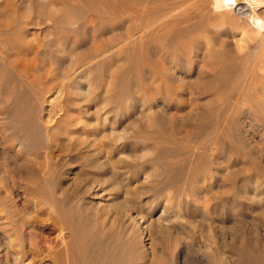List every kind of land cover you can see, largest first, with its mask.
<instances>
[{
	"label": "bare ground",
	"instance_id": "1",
	"mask_svg": "<svg viewBox=\"0 0 264 264\" xmlns=\"http://www.w3.org/2000/svg\"><path fill=\"white\" fill-rule=\"evenodd\" d=\"M17 1L0 0V63H6L20 72L18 74L22 77L18 85L26 83L34 90H32L30 100L24 99L25 102L22 104L27 103L25 108H20L23 99H21V91L11 90L7 86L1 89L2 94L11 100L14 99V104L10 106L9 111L4 110L0 104V134H4L5 128L1 126V123L5 117H10L11 123L7 130L13 132L11 138L8 136L9 132L5 135L10 138L6 144L7 142L36 143L40 132L44 134V140H46L44 151L46 152L37 158L41 161L38 166L45 185L55 186L60 180L57 173H47L42 169L52 159V153L56 148L65 152L64 137L69 138L70 142V147L65 149L69 148L71 153L77 154L78 162L84 161V167H87L89 171L87 175L90 177H93L91 174L94 171H105V167L111 165L106 179L95 177L94 180L100 183L92 180L91 187H79L80 189L76 190L77 194L72 195L83 198L97 189L94 191V197L100 196L108 191L105 185L110 182L109 180H114L113 142L112 145L107 141L106 147L101 149L103 144L99 150H94L97 148H94L96 144H93L100 137L104 140L108 139L109 135L107 131L104 132L105 125L102 123L108 119L109 114H114V93L104 97L103 94L93 96L90 92L91 96L81 101L73 100L69 96L70 93L66 91V82L72 79L71 76L77 75L79 68L86 65L89 60L96 61L103 56L110 57V61L112 60L114 33L118 32L116 28L114 29V15L117 17L115 20L118 22L115 24L117 28L121 29L120 27L128 24L125 30L127 37L123 34L118 35L120 38L124 36L125 39L126 37L125 42L130 45L128 54L130 53L132 57V68L147 70L149 74L151 72L154 74L152 80L155 82H179V85L181 83V87L177 85L179 88L183 86L191 88L190 96L198 107L197 109L195 107L194 117L201 122L192 133V135H197L199 142L191 145L195 147L194 149L197 148L196 150L204 148L208 151L207 153L206 150H200L205 153L192 151L195 158L196 154L198 157L187 185L184 187L185 191L193 197V215L197 219L201 218L196 220V223H199L196 228L199 229L194 230L198 231L196 232L198 234L190 231L196 235L197 239L196 237L191 238L194 240L188 242L184 238L192 224L171 225V220L161 217L151 221L148 225L135 229L132 224V226L127 225L131 227H126L123 223L121 225L124 229L115 234L114 221L116 219L114 220V217L116 216H113L110 210L111 207L115 208L114 201L107 205L102 203L104 204L102 206L101 203L87 202L86 205L97 206L96 208L90 207L92 214L87 213L89 215L87 217L82 213L83 208L72 213L70 208L67 211L66 205L60 203L54 206L58 211V218L71 227L73 235L71 238L57 236L45 240L41 245L37 230L25 222L22 213L13 204L12 198L11 201L6 202L7 197L0 196V264H264V240H261L259 236L252 238L248 234L250 227H244L247 224V222L245 224L246 219L241 220V227L233 231L232 241L228 242L223 238L224 240L218 242L214 239L215 234L213 235L214 221L206 217L212 207L220 214L238 210L239 204L237 203L244 198L252 210L254 208L258 211L257 226L264 230V198L259 201L249 198L250 192L258 191L264 179L255 180L251 177L253 180L244 183L243 178L241 179L242 170L232 166L226 170L222 169L221 181L225 185L220 195H212L211 198L205 199L194 187L188 186L200 179L202 170L208 166L209 156L210 159L216 161L215 149L210 146L211 144L210 147L202 145L205 143L202 140L220 142L223 145L222 148L227 150L231 147L244 150L246 144L243 137L241 138L238 134L242 132L241 122L249 120L258 123L260 125L258 127L264 128V0H232V2L228 0H187L188 5H185L183 0L185 6L173 5L174 7L167 9L159 5L160 0H131L135 3L128 0H76L77 6L61 4L62 7L57 9L56 5L57 11L55 12L52 9L55 3L52 4L50 0L45 3L25 0L26 3L23 4ZM162 4L165 5V3ZM74 12L84 14L72 18L70 14ZM48 21L51 23L41 31L43 37L28 34L34 27L38 28L36 26L40 25L43 27L42 24ZM108 23L111 27L106 28ZM89 29L95 34L93 42L90 43L91 47L88 51L79 52L82 45L85 47L86 44V40H80L81 36L85 35ZM107 34H110V37H107ZM52 35L58 38L51 39ZM70 52L73 53L75 59L72 57L71 63L67 64L69 54L72 55ZM168 64V69H165ZM169 68L176 74L178 73L179 77L176 74L173 76V73L166 77L165 74L170 72ZM111 80L114 85V77H111ZM152 80L150 84H153ZM146 83L149 81L144 84ZM98 89L100 92L103 90L102 84ZM53 92L57 94L56 97L52 96ZM123 99L124 94H120L117 98L118 104L122 103ZM45 104L50 107V110H45ZM62 104H67L60 110L63 115L66 112L70 114L72 112L75 116L70 117L69 115L64 118L61 115L58 118L59 112L56 108ZM8 114L9 116H6ZM102 115L104 121H101ZM110 119L113 118L110 117ZM225 121H230L236 126L237 137L240 138L237 142L239 147L226 141L228 132L224 128L223 122ZM79 130L81 132L85 130V132L77 134L78 138H74L75 132ZM218 131L219 133L224 132L223 135L221 136ZM170 134L165 136L168 144L171 141L174 142ZM174 143V149H170V152L174 157H178L180 148L184 144ZM17 145L19 147L18 143ZM7 146L9 147L10 144ZM102 156H106L108 163L103 164ZM181 173L182 170L166 173V178H168L166 180L171 184L169 189L173 192L181 191L177 180V176ZM31 190L40 199L45 197L48 199L49 195H54L49 190L46 192L40 189L37 185ZM261 190L258 193L260 195L263 194ZM57 196L59 197L58 194ZM211 201H215L216 204L211 205ZM65 202L68 200L66 199ZM83 202L85 203L84 199ZM73 205L70 207L74 208ZM245 205L244 209L247 207ZM4 208L7 211L6 216L2 215L1 209ZM86 208H84V213L89 210ZM173 208V206L166 207L164 211L167 213ZM212 212L209 213V217ZM72 216H76V219H72ZM6 220L10 222L7 225ZM256 220L253 219V221ZM252 225V228L256 227V222ZM192 233L188 235L189 238ZM145 236L151 240L150 248L152 249L150 250L152 251L149 254L143 246ZM114 238H116L115 242Z\"/></svg>",
	"mask_w": 264,
	"mask_h": 264
},
{
	"label": "rangeland",
	"instance_id": "2",
	"mask_svg": "<svg viewBox=\"0 0 264 264\" xmlns=\"http://www.w3.org/2000/svg\"><path fill=\"white\" fill-rule=\"evenodd\" d=\"M75 1L76 0H50L52 4L55 3V5L52 6L54 12L55 10L57 11L58 8L62 7L63 4L77 6L78 3H76ZM128 1H130L131 3H135L131 0ZM161 1L162 0L158 2L159 5L165 6L166 9L174 7L173 5H175L176 7H178L177 5H181L180 7H182L184 4L188 5L187 0H184V4L182 2L183 0H167L166 2L165 0L162 2ZM20 2H22V4L26 3L25 0L17 1V3L21 4ZM37 2L45 3L48 2V0H37ZM162 3H165V5ZM56 5L57 9H55ZM74 14H70L72 15V18L79 17L84 13L78 12V15L76 12H74ZM115 20H117V17L114 15V29L116 28L118 32L114 33V51L112 52V60L110 61V57L107 58L106 56H103L102 58L97 59L96 61L89 60L86 65H83L84 67L82 66L81 68H79V70L77 71V75H73V77L71 76L72 79L66 82V91L68 92V94L70 93L69 96L73 100L82 101L91 95L94 96L96 94H103V96L105 97L114 93V114H109V120L107 119L108 121L106 120V123H102V125H105L104 132L107 131L106 133L109 135V140H104V138L100 137L96 141L93 140L94 143L92 141L93 144H96V147L94 146V148H97L94 150H99V147L101 148L103 144L105 146L103 145L101 149H104L103 147H106V143H108L107 141H109L110 144H112V142L114 144H112L114 146V180H109L110 182L105 185V187H108V191L104 192L105 194L94 197V191H97L96 189L91 194H89V196L86 195L83 198L81 196L72 195L77 194L76 190L80 189L81 187H91L93 181H95V177L100 179H106V177H108L106 176L107 171L111 169V165L107 166L108 169L107 167H105V171H94V173L91 174L94 178L90 177L89 175H87L89 171H87V167H84V161L78 162V155H74L73 152L71 153L69 148L65 149L66 147H70V142L68 140L69 138L66 139L64 137L63 139L65 140L63 143L66 142L64 147L65 152H63V150L61 151V149L59 148H56L57 150L55 149V152L52 153V159H50V161L45 164V169H42L44 172L47 171V173H57L60 180L55 186L53 184L45 185L44 180L41 179L42 175H40V167L38 166L41 161H38L37 158L45 154L46 152L44 151V143H46V140H44V134L40 132L41 135L39 134V138L36 143L26 142L25 144H21L19 142H7V144H10V146L8 147L6 141H9V139L13 136V132L11 130L10 132L9 130H7V127L11 123L10 117H5V120H3V122L1 123V126L5 129L4 134H0V196H6V202L9 200L11 201L12 198L13 204L17 206V209L22 213V218L25 219V222L30 225V227H33L37 230L40 236L39 242L41 245L45 242V240L53 239L57 236L62 238H71L73 235L71 227H69V225H67L58 218V211L54 208V206L60 203L66 205L65 207L67 208V211L70 208V211H72V213H74L76 210H80L83 208L82 213L87 217L89 216L88 214H92V211H90V207H97L96 205L93 206V204L92 206L90 204H87V207V202H94V204H96V202L99 204L101 203L102 206L104 204L107 205L108 203L114 201L115 208L111 207L110 210H112L111 213L113 214V216H116L114 217V220L116 219V221L118 222L116 223V221H114L115 234H118L119 231L124 229L122 226L123 223H125L124 225L126 227H131L133 225L135 229L141 228L143 227V225H148L151 221L158 220L160 219V217L163 219L171 220V225H187L186 223L192 224L191 227L189 226L190 228H188V234L184 236V238L188 240V242L194 240L191 238H195L198 234L196 233L198 231L194 230L199 229L198 227L196 228V225L198 226L199 224L196 223V220H199L201 218L197 219L193 215V197L190 196L187 191H185L184 187H186L187 182L190 178V174L191 172H193V168L195 167L194 165H196L198 157V154L196 153H205V151L201 152L200 150H206L207 153L208 149L199 148L198 150H196L197 148L194 149L195 147L192 146L196 145V143L199 142L197 135H192L193 130L199 123L201 124V122L197 120L196 117H194L196 115V109L198 107H196L192 96H190V91L192 90H190L191 88L186 86H183L184 89L179 88V86L181 85V83L179 85V82H177L178 84L172 81H164L159 83L155 82L152 80L154 79V74H151V72L149 74L147 70L132 68V57L130 53L128 54L130 45L128 44V42H125V39L127 37V33L125 30L128 24L126 25L124 23V27H120L121 29H119L117 28V25H115L116 23L118 24V22H115ZM108 22L110 23L111 21L109 20ZM49 23H51V21L45 23L46 25L42 24L43 27H41V25L36 26L38 28L34 27L33 30H31V32L28 34H33L36 36L40 35V37H43L41 31L43 29H46L44 27L49 25ZM109 23L107 24L106 28L111 27V24L109 25ZM123 28L125 29L122 30ZM118 34L125 35V39L124 36L120 38ZM94 35L95 34L92 32V30L89 29L86 31L85 35L81 36L80 40H86V44L85 47L82 45V47L79 49V52L83 53L89 50V47H91L90 43H92L94 40ZM107 37H110V34H107ZM50 38L57 39L58 36L52 35L50 36ZM71 54L72 55L69 54L70 57L68 56L69 59L67 60H69V63L67 61V64L71 63L72 57L74 58L73 53ZM1 64V68H3H0V104H2L1 107L3 106L2 108L4 110L9 111L10 106L14 104V99L11 100V98L7 97L1 92V89L4 86H7L11 90L17 89L18 91H21V99H23L21 100L20 108H25V104L27 103H22H24L27 99L30 100V98L32 97V90H34L33 87L27 85L26 83L18 85V83L21 82L20 77H22V75H19L20 72H18V70H15L13 67L9 66L6 63H0V66ZM167 66L169 67V64L165 66V69H168ZM172 73L173 76H175L176 72L171 71L170 69V72L166 73L165 75L166 77H168ZM176 75L179 77L178 73ZM145 76L147 79L145 78ZM111 77H114V85L112 83ZM151 80L153 84H150ZM148 81L149 83L144 84ZM96 82L98 83V85ZM111 83L113 87H111ZM101 84L103 90L100 92V89L98 88L99 85L101 86ZM90 92L91 95L89 94ZM120 94H124V99L122 103L118 104L119 102L117 101V98ZM54 95L55 97L57 96V94L53 92L52 96L54 97ZM7 102L9 103L7 104ZM65 105L62 104L61 106H58L59 108L56 106V110L59 112L58 118L61 115L64 118L69 117V115L70 117L72 115L75 116V113L73 114L72 112L71 114L70 112H66L68 115L66 113L65 115H63V112H60V110L63 109L62 107H64ZM44 107L46 111L50 110V107H48V105L45 104ZM6 116H9V114ZM110 117L113 119H110ZM102 120L104 121V116L103 118H101V121ZM203 123L205 122L203 121ZM223 123L226 125H224L225 130H227L226 132H228V138H226V141L228 143L236 144L239 147V144H237L238 140L240 139L239 137H237L239 134V136L241 135V138L243 137L242 139L246 144L247 149L245 146V151L234 147H231L230 150H227L224 147L222 148L223 145H221L220 142L215 143L214 141L213 143V141L202 140L203 142L205 141V143L202 145H205L206 147L212 146L215 149L216 161L210 159L209 156L208 166H206L202 170L203 172H201L200 179L196 183L192 185L189 184L188 186L194 187L199 194H202V196L205 197V199H208L209 197L211 198L212 195H220V193L223 192V187L225 184L221 181V177L223 175V170H226V168L228 169L233 166L235 169H239L240 171L242 170L243 175L241 176V179L243 178L242 180H244V183L253 179H264V128L258 127L260 126L258 123L245 120L244 122H241L242 129H240L242 132L237 134L236 126L233 125L230 121H225ZM84 132L85 130L82 132L81 130L75 132L76 135L74 136V138H78L77 136L80 133ZM7 133L10 138L8 136H5ZM223 133L224 132L220 131L219 134L222 136ZM168 134L171 135L170 138L173 139L174 142H180L184 144V146L180 148V156L178 155V157H174L170 152V149H174L175 143L171 141L168 144L165 141V136ZM190 136L193 138V142ZM206 142L208 143V145H206ZM17 143L19 144V147ZM13 144L15 147L13 146ZM11 145L13 146V148ZM193 150L197 151L195 153L196 158L194 153L192 152ZM105 157L106 156H102L103 164L108 163ZM170 168L173 169V172ZM165 170H167V172ZM178 170H182L180 176H177L178 188L181 189V191L176 193L173 192L172 189H169L171 187V184H169V181L166 180L168 179L166 178V173H175ZM10 173L12 176L10 175ZM10 177H13L12 180H10ZM247 177H249V179H247ZM172 179L173 178H171V180ZM95 182L100 183L98 181ZM244 183L242 184L244 185ZM36 185L37 187L42 190H45L46 192H48L49 190L50 193L54 195H49L50 198L48 199L47 197L41 198L43 199L41 200L39 197H36V195L31 190ZM73 189L74 191L72 192ZM259 190L263 191V194L260 192L262 195L258 194ZM259 190H252V192H250L249 198L255 201H259L260 199L264 198V183L260 186ZM57 194L59 195V197L57 196ZM71 195L72 197H70ZM66 199L68 200V202H65ZM83 199L85 200V203L83 202ZM40 200L42 202H40ZM211 202V205L216 204L215 201ZM244 202H246V200H244L243 198L242 201L237 203L239 204L238 210L229 211V213L224 212V214H220L219 211L213 210L212 207L211 212H213L210 216L212 218L209 217L211 212H209L210 214L208 213L206 217L211 219L212 222L214 221L212 227L213 235L215 234L214 239L216 241H222L223 238L228 242L232 241L231 235H233V233L237 230L236 228L241 227L240 221L245 219V224L246 222L247 224L244 227H250V233L248 234H250L252 238L259 236L261 240H264V230L260 229L257 226L256 219L258 216V211L254 208L252 210L249 203ZM71 204H74V208L70 207L72 206ZM244 205L247 206L245 207V209ZM170 206H173L174 210L170 209L169 212L165 213L166 211H164V209ZM86 207L89 208V210H86V213H84V208ZM239 209L241 210V212ZM1 210L3 211L2 215L6 216L7 211L5 210V208ZM75 217L72 216V219ZM253 219H255L256 221H253ZM251 221L252 224L256 222V227L252 228L253 225L251 224ZM8 223H10L9 220H6L5 224L7 225ZM117 225L119 226L116 227ZM190 231L195 232L196 235ZM190 233H192V237L190 235L189 238L188 235ZM146 237L147 236H145L144 238L143 246L147 251H149V254L152 251L150 250L152 249L150 248V246L152 245L150 238ZM114 239L115 242L116 238ZM227 256L228 254L226 255V257Z\"/></svg>",
	"mask_w": 264,
	"mask_h": 264
},
{
	"label": "snow or ice",
	"instance_id": "3",
	"mask_svg": "<svg viewBox=\"0 0 264 264\" xmlns=\"http://www.w3.org/2000/svg\"><path fill=\"white\" fill-rule=\"evenodd\" d=\"M228 2H232V0H228Z\"/></svg>",
	"mask_w": 264,
	"mask_h": 264
}]
</instances>
